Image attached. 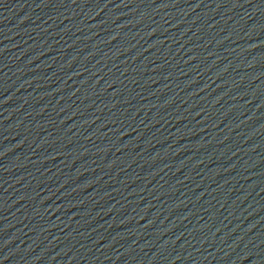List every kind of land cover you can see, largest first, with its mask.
Here are the masks:
<instances>
[{
	"label": "water",
	"instance_id": "obj_1",
	"mask_svg": "<svg viewBox=\"0 0 264 264\" xmlns=\"http://www.w3.org/2000/svg\"><path fill=\"white\" fill-rule=\"evenodd\" d=\"M0 264H264V0H0Z\"/></svg>",
	"mask_w": 264,
	"mask_h": 264
}]
</instances>
